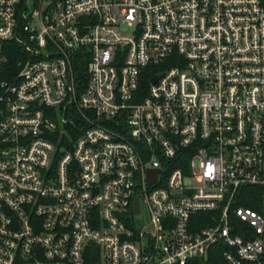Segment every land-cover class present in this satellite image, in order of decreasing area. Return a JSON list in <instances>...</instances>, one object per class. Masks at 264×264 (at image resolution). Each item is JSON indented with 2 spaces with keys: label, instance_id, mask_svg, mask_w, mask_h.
I'll use <instances>...</instances> for the list:
<instances>
[{
  "label": "built area",
  "instance_id": "2783aa9c",
  "mask_svg": "<svg viewBox=\"0 0 264 264\" xmlns=\"http://www.w3.org/2000/svg\"><path fill=\"white\" fill-rule=\"evenodd\" d=\"M215 243L264 264V0H0V264Z\"/></svg>",
  "mask_w": 264,
  "mask_h": 264
},
{
  "label": "trees",
  "instance_id": "16d2710c",
  "mask_svg": "<svg viewBox=\"0 0 264 264\" xmlns=\"http://www.w3.org/2000/svg\"><path fill=\"white\" fill-rule=\"evenodd\" d=\"M7 63H11L13 61L14 54L7 52ZM259 190L257 187L245 186L240 189L238 193V198L236 201V205H243L250 208H255V202L259 196ZM224 247L220 243H215L211 246L207 253V258L202 261H197L196 264H226L222 254Z\"/></svg>",
  "mask_w": 264,
  "mask_h": 264
},
{
  "label": "water",
  "instance_id": "95a60500",
  "mask_svg": "<svg viewBox=\"0 0 264 264\" xmlns=\"http://www.w3.org/2000/svg\"><path fill=\"white\" fill-rule=\"evenodd\" d=\"M157 77H158V75H154V76H152L151 78H150V81L151 82H153V81H155L156 79H157ZM136 205H135V210H136Z\"/></svg>",
  "mask_w": 264,
  "mask_h": 264
},
{
  "label": "rangeland",
  "instance_id": "374dc122",
  "mask_svg": "<svg viewBox=\"0 0 264 264\" xmlns=\"http://www.w3.org/2000/svg\"><path fill=\"white\" fill-rule=\"evenodd\" d=\"M141 213H142V217H144V216H145V213H144V211H142Z\"/></svg>",
  "mask_w": 264,
  "mask_h": 264
}]
</instances>
